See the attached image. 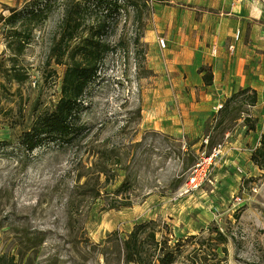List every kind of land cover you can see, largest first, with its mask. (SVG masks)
Here are the masks:
<instances>
[{"label":"rangeland","instance_id":"rangeland-1","mask_svg":"<svg viewBox=\"0 0 264 264\" xmlns=\"http://www.w3.org/2000/svg\"><path fill=\"white\" fill-rule=\"evenodd\" d=\"M27 1L0 0V264H127L123 238L150 220L155 238L177 244L174 264H264V169L250 160L264 131V16L220 41L226 22L214 28L212 9L192 0H136L138 8L114 15L104 33L109 50L78 100L71 139L25 151L19 134L51 109L69 63L51 50L69 0H47L39 21L7 27L1 18ZM12 29L24 40L20 49ZM214 47L252 58L242 66L244 86L232 83L228 95L229 85L219 87L223 97L200 135L157 128L154 118L163 115L191 119L187 82L195 66L182 55ZM244 87L256 90V102L247 103L249 90L221 112ZM206 135V150L219 142L225 149L188 188Z\"/></svg>","mask_w":264,"mask_h":264},{"label":"trees","instance_id":"trees-1","mask_svg":"<svg viewBox=\"0 0 264 264\" xmlns=\"http://www.w3.org/2000/svg\"><path fill=\"white\" fill-rule=\"evenodd\" d=\"M47 3V0H28L21 8L10 9L9 15L1 20L7 27L16 23H35L45 16ZM137 4L136 0H69L64 4L59 37L51 50L54 56L67 58L69 63L60 78V94L51 109L37 113L28 129L19 134V143L25 151L33 149L43 140L71 139L70 135L78 126L74 119L78 100L86 84L92 81L98 72V63L109 50L108 44L102 40L104 33L113 24L114 15H118L122 10L126 11L128 5L137 9ZM86 20L94 22L86 24ZM10 32L12 40L17 44L16 48L20 49L24 42L21 33L16 29ZM72 40H75V43L68 46ZM211 79L212 74L205 72L203 82L210 83ZM249 90L251 92L247 103L254 104L256 90L252 87L239 88L224 100L221 112L226 113L232 107L233 101ZM252 127L251 123L248 129ZM250 160L264 169V131L251 151ZM152 222L153 220L135 223L134 228L123 238L122 254L127 264H174L178 253L177 244H169L166 238H155V229L153 225L150 226Z\"/></svg>","mask_w":264,"mask_h":264},{"label":"crops","instance_id":"crops-1","mask_svg":"<svg viewBox=\"0 0 264 264\" xmlns=\"http://www.w3.org/2000/svg\"><path fill=\"white\" fill-rule=\"evenodd\" d=\"M190 1V0H184ZM193 4L200 7H206L214 10L215 15V25L217 22L225 21L226 27L224 28L223 34H219L220 41H225L227 38L232 35L234 28L242 29V33H245V26L248 20H261L264 16V5L261 4L259 0H192ZM224 17H218V16ZM215 30V29H214ZM216 34V32H214ZM259 35L264 36V28H261ZM215 38V39H214ZM214 45H216V36L212 37ZM263 55H264V48ZM253 49H249L250 54ZM231 53L230 51H228ZM181 54H175L174 59L179 57ZM246 55H240L238 50H235L234 56L229 57L224 51L223 48H220L217 52L216 47L214 51L206 50L203 53H189L183 54L182 57L187 59L188 63L195 68L191 67L189 76L191 82H187L188 89H191L192 100L190 103L192 106L191 110V119H173L174 115L161 116L154 118V125L160 130L165 129L174 134H180L182 131L192 135H200L204 121L207 117H210L214 112L212 106L214 105L215 100H220V96L223 97V94L220 93L219 87H226L229 85L231 87L232 83L235 85H243L244 77H242V66L246 65L244 63L250 62L252 59L250 56L246 60ZM233 63V64H232ZM231 64L234 65L231 67ZM209 66V72L212 74V79L210 83L203 82V72H197L196 69L199 66ZM221 66V70H220ZM263 74H258L264 78ZM175 84L170 85L171 89H175ZM248 85V84H246ZM244 86V85H243ZM184 87H180L183 89ZM195 89H199L198 99L195 98ZM231 92V88L226 95ZM225 93V92H224ZM179 92L176 93V96H179ZM176 100V97L174 98ZM184 117V116H183ZM191 136V135H189Z\"/></svg>","mask_w":264,"mask_h":264},{"label":"built area","instance_id":"built-area-1","mask_svg":"<svg viewBox=\"0 0 264 264\" xmlns=\"http://www.w3.org/2000/svg\"><path fill=\"white\" fill-rule=\"evenodd\" d=\"M160 44L164 46L163 39L160 40ZM222 106V103H219L215 106V109L218 110ZM208 141V135L203 138L202 140V150L200 151V161L195 163L190 171V174L188 175V180L186 181V186L188 188H191L193 186H196L199 184L205 174V171L207 170V167L213 163V159H215L217 156H220L223 152V149H225L223 142L216 143L211 146V149L209 148L206 150V144Z\"/></svg>","mask_w":264,"mask_h":264}]
</instances>
